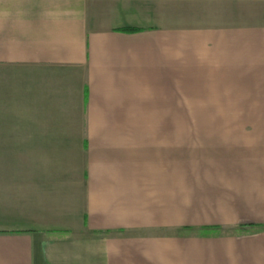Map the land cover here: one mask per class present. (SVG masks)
<instances>
[{"label": "crops", "instance_id": "1", "mask_svg": "<svg viewBox=\"0 0 264 264\" xmlns=\"http://www.w3.org/2000/svg\"><path fill=\"white\" fill-rule=\"evenodd\" d=\"M0 264H264V0H0Z\"/></svg>", "mask_w": 264, "mask_h": 264}, {"label": "trees", "instance_id": "2", "mask_svg": "<svg viewBox=\"0 0 264 264\" xmlns=\"http://www.w3.org/2000/svg\"><path fill=\"white\" fill-rule=\"evenodd\" d=\"M134 28H131L130 30H133Z\"/></svg>", "mask_w": 264, "mask_h": 264}]
</instances>
